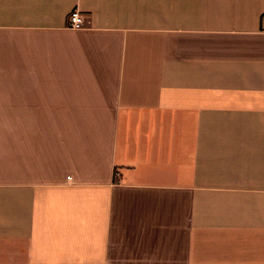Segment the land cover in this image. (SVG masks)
<instances>
[{"label":"crops","instance_id":"0c3cea01","mask_svg":"<svg viewBox=\"0 0 264 264\" xmlns=\"http://www.w3.org/2000/svg\"><path fill=\"white\" fill-rule=\"evenodd\" d=\"M0 264H264V0H0Z\"/></svg>","mask_w":264,"mask_h":264},{"label":"built area","instance_id":"2783aa9c","mask_svg":"<svg viewBox=\"0 0 264 264\" xmlns=\"http://www.w3.org/2000/svg\"><path fill=\"white\" fill-rule=\"evenodd\" d=\"M67 26L71 29H82L85 27V17L81 11L74 9L69 13Z\"/></svg>","mask_w":264,"mask_h":264}]
</instances>
